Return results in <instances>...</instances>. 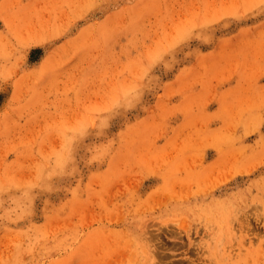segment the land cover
<instances>
[{"label": "rangeland", "instance_id": "rangeland-1", "mask_svg": "<svg viewBox=\"0 0 264 264\" xmlns=\"http://www.w3.org/2000/svg\"><path fill=\"white\" fill-rule=\"evenodd\" d=\"M0 264H264V0H0Z\"/></svg>", "mask_w": 264, "mask_h": 264}]
</instances>
